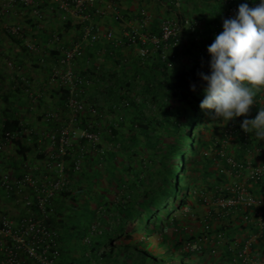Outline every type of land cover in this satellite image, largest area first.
Listing matches in <instances>:
<instances>
[{
  "label": "trees",
  "instance_id": "trees-1",
  "mask_svg": "<svg viewBox=\"0 0 264 264\" xmlns=\"http://www.w3.org/2000/svg\"><path fill=\"white\" fill-rule=\"evenodd\" d=\"M154 1L155 8L149 10L143 4L144 0H140L132 14L123 13L120 6L124 19L115 21L125 24L129 21L130 26H137L140 11L146 9L152 15V21L145 31L157 33L162 17L172 14L174 6L168 0ZM214 1L219 19L211 26L209 38L204 39L197 49L183 52L192 59V63L180 64L177 58L174 68L168 71L154 57L145 63L138 59L135 65L126 66L127 58L121 52H135L138 44L130 43L122 35L128 25L120 35L114 34L119 44L106 42L110 44L107 45L110 51L107 55L117 64V72L106 71L104 63L98 61L92 49L102 41L88 46L85 60H78L77 66L86 67L85 61L89 59L88 68L80 72L94 79L90 93L97 95L93 101L103 116L98 120L100 124L94 122L90 127L96 129L99 126V147L104 152L100 155L95 151L78 174L69 170L72 183L53 199L54 211L47 223L57 231L62 262L90 264L95 261L97 264L93 255L109 257L118 253L123 256L124 264H203L197 258V248L188 246L209 238L211 232H215L216 238L223 234L222 231L227 233L230 226L221 223L220 217L234 210L247 225L253 215L256 217L258 230H253L250 236L264 242V224L263 228L259 226L256 208L238 204L222 210L215 205L218 198L231 196L232 185L241 180L235 177V170L221 156L222 153L242 164L249 162L264 170V164L255 159L264 153V140L257 141L254 133L241 128L244 119H253L260 109H264V90L256 93V103L246 116L236 117L228 123L222 119L213 120V110L199 107L205 87L199 74H209L207 48L223 30L226 10L223 2ZM235 1L237 5L248 3L250 7L259 2ZM160 7L164 8L163 12H160ZM89 12L94 21L98 15L91 9ZM59 15L58 11H53L50 16L48 14L50 20L46 22L50 23ZM86 23L73 27L71 20L62 22L64 32L59 35L65 41L64 35L75 30L74 39H78L82 35L79 30ZM44 28L39 33L34 29V35L42 41L49 37ZM3 34L4 39H10L4 30ZM18 46L24 59H16L23 67V60L30 61L31 54ZM32 66L40 67L38 64ZM16 79L19 83L17 76ZM17 84L15 80L10 84L8 94L24 93L20 84L17 89H12ZM193 85L195 91L191 90ZM126 97H129L130 104L124 108L119 103ZM30 98L28 96L31 105L39 101L34 103ZM0 119L1 135L23 125L27 127L21 116L7 113ZM84 120L91 121L89 116H84ZM32 143L21 138L13 140L20 155H25L30 149L38 152V144ZM36 156L43 159L46 151ZM244 184L253 197L264 198V172L261 180L247 179ZM85 204L88 205V222L77 229L74 218L78 209H85ZM201 212L204 215L208 213V219L200 223L197 235L193 227L201 219ZM261 219L264 222V210ZM77 251L82 253L78 258L73 256Z\"/></svg>",
  "mask_w": 264,
  "mask_h": 264
},
{
  "label": "built area",
  "instance_id": "built-area-1",
  "mask_svg": "<svg viewBox=\"0 0 264 264\" xmlns=\"http://www.w3.org/2000/svg\"><path fill=\"white\" fill-rule=\"evenodd\" d=\"M122 1L0 0V27L16 41L17 45L22 46L25 52L31 54L30 66L38 64L48 72L45 83L36 89V83L27 77L19 62L15 58H6L7 66L20 80L19 83L17 79L15 80V84H18L13 85L12 89H17L20 84L22 91L31 97L34 103L41 98L44 89H55L60 100L58 105L43 112L42 119L50 125L49 129L36 133L23 125L16 130L0 134V152L13 145V140L18 138L28 142H33L35 138L38 144L37 153L46 151V157L39 159L40 163L29 167L28 160H24L21 169L23 173L20 175L12 169L0 172V190L7 200L11 199L15 204H19L24 211L17 219V215L1 210L0 206V264L60 262L58 234L47 223V219L54 211L53 199L61 191L68 189L72 183L69 170L73 174H78L95 151L100 155L104 152L99 147L101 142L99 126L96 129L90 127L94 122L100 124L98 120L103 116L97 103L93 98H89L94 79L80 72L77 62L84 59L86 49L90 45L100 41L120 43L113 31L99 29L89 11L93 10V14L98 16L110 12L114 19H124L120 12ZM168 1L173 4L174 10L172 14L162 17L157 33L145 31L152 21V15L148 10L142 9L137 26H130L128 21L129 27L124 29L122 35L130 43H138L136 55L140 62L145 63L155 57L165 70L171 71L178 54L182 52L184 32L193 35L195 42L200 40L198 30L201 28V20L190 19L183 14V0ZM220 1L226 7L224 19L232 18L238 9L236 1ZM53 11L61 14L59 17L61 22L71 20L73 27L88 22L79 30L82 32L81 37L74 39L73 35L67 43L58 32H53L44 41L38 39L34 35L35 31L38 30L39 33L44 28ZM72 33H75V30ZM202 50L204 51V48ZM88 61L89 59L85 61V68H88ZM119 104L127 108L130 104L129 97L122 99ZM84 116H89L91 121H85ZM221 156L226 159L231 169L235 170V177L241 180L232 185L231 196L218 198L215 205L222 210L238 204L253 206L257 210L259 226L263 228L264 222L261 218L264 198L253 197L244 184L247 179L261 180L263 167L253 166L249 162L242 164L225 153ZM217 238L220 240L223 234H218ZM251 242L252 240H248L239 251L238 255L244 263L249 260L247 256ZM188 247L194 249L197 246L193 243ZM90 264L96 262L92 261ZM257 264H264V260Z\"/></svg>",
  "mask_w": 264,
  "mask_h": 264
},
{
  "label": "crops",
  "instance_id": "crops-1",
  "mask_svg": "<svg viewBox=\"0 0 264 264\" xmlns=\"http://www.w3.org/2000/svg\"><path fill=\"white\" fill-rule=\"evenodd\" d=\"M139 2L140 0H123L120 3L121 11L125 14H132L136 12L135 10L137 9ZM144 2L145 3H142L146 5L150 10L153 7L155 1L144 0ZM215 5L216 2L214 0H183V14L187 17H190V19H200L201 28L200 30H198L200 40L197 42L194 41L193 35L189 34L187 31L184 32V35L182 36L183 49L182 52L178 54V63H188V56L184 58L186 53H188L190 49L192 51V48L197 49L203 43L204 39L209 38V30L214 24V20H212V18L215 14H217V8L214 7ZM154 8L155 7H153L152 9ZM163 9L164 8L160 7V12H163ZM59 17L60 15L57 17H53V20L50 21V23L46 22V26L44 29L47 31V36L53 32H64V27ZM94 21L100 30L113 31V33L117 36L120 35L123 31L122 29L128 25L124 22L120 23L118 21H115L110 12L101 16H96L94 18ZM4 34L2 28L0 27V118H4L7 113L11 115L14 114L23 117L24 123H26L27 127L31 128L36 133L49 129L50 125L43 121L42 115L45 110L51 109L60 103V100L57 97V91L55 89H44L41 98L35 103V105H31L29 103L28 96L24 93L15 92L14 94H8L9 87L11 86L10 84L14 80H16V76L14 72L7 66L6 58L15 57L16 59L17 57L19 59H24V54H22L21 49L17 45L16 41L11 37H9L10 39L8 40L4 39ZM73 35H75V33L72 32L64 35L66 37L65 39L67 43L70 42V37H72ZM106 42L108 41H102V43L97 44L96 47L92 49L95 50V55L98 58V61L104 63L106 71L109 70L113 72V70L116 71L118 68L116 66L117 64L114 63V59L107 55V53H109L110 51H108L107 49V45L109 43ZM184 51L186 53H183ZM121 53H123L125 58H127L125 60L126 66L135 65L138 62L136 50L135 52L125 50ZM25 61L26 60H23L24 65L22 69L25 71L27 77H29L33 83H36L35 88H40L42 84L47 80V69L43 67L30 66L29 61L28 63ZM84 68V66H78L79 71H83ZM127 74L129 75V73ZM7 96L10 97L8 98ZM96 97L97 95L93 92L89 93V98ZM6 108L9 109L6 110ZM9 110L10 113L8 112ZM33 140L36 141L35 138ZM26 142L30 144L32 143L28 141ZM17 150H19V148ZM17 150L14 145H11L0 152V172L8 168L12 169L17 175L22 174L23 172L21 171V169L22 162L24 161L23 159H27L29 162L40 163L37 157L36 159L32 158V156H36L37 154V152L33 151V149H30L27 153H25V155H20ZM255 159L257 162L264 164V153L260 156H255ZM0 206L2 208L1 210L4 209L11 215H17V219L22 215L21 213L24 212L23 210H21V206L19 204H15L11 199L7 200L1 190ZM203 210L205 209L203 208ZM200 214L202 215L201 219L195 222V225L193 227L197 235L200 233V223H203V221L208 217V213L204 215V212H201ZM239 217L240 214L236 210L223 214L220 217V222H224V225L230 226L227 230V233L225 231H222L223 236H225L218 240V238H216L213 234L215 232H211L212 236H210L209 238L207 237V239H204L203 241L200 240L198 241V243H196V248L198 251L197 258L200 259L203 264H257V262L264 260V242L252 239V236H250L251 234H253V230H258L256 217L253 215V217L250 218V222H248V225L245 222L246 226L245 223L242 222L241 219H239ZM242 224L244 226H242ZM248 240H252L247 256L249 260L244 263L243 259H241L238 254L242 246ZM100 251L103 252V250ZM81 255V251L73 253V256L77 258ZM109 257L105 254H98L96 256L93 255V258L97 261V264H124L123 256L118 253L112 254ZM62 261L63 259L61 258L59 264H70L68 261Z\"/></svg>",
  "mask_w": 264,
  "mask_h": 264
},
{
  "label": "clouds",
  "instance_id": "clouds-1",
  "mask_svg": "<svg viewBox=\"0 0 264 264\" xmlns=\"http://www.w3.org/2000/svg\"><path fill=\"white\" fill-rule=\"evenodd\" d=\"M222 29L207 48L209 74H199L205 82L199 107L213 110V120L228 123L246 116L256 93L264 90V0L254 7L240 4L232 18L223 20ZM241 128L264 140V109L244 119Z\"/></svg>",
  "mask_w": 264,
  "mask_h": 264
},
{
  "label": "rangeland",
  "instance_id": "rangeland-1",
  "mask_svg": "<svg viewBox=\"0 0 264 264\" xmlns=\"http://www.w3.org/2000/svg\"><path fill=\"white\" fill-rule=\"evenodd\" d=\"M243 0H240V2H242ZM237 6H239V4L237 5ZM219 19V17H218V15L217 14H215L214 16H213V18H212V20H214V22H216L217 20ZM188 55L186 54L185 56H184V58L185 57H187ZM188 60H189V62L188 63H192V59L191 58H187ZM190 60H191V62H190ZM36 157L37 156H32V158L33 159H36ZM37 162H29L28 161V165H29V167L31 166V165H34V164H36ZM22 165H23V163H22ZM8 169V168H7ZM79 196V195H78ZM87 197V196H86ZM80 199V198H79ZM88 209V205L87 204H85V209L83 210L82 208L81 209H78V211L76 212V217L74 218L75 220H74V225H75V227L77 228V229H81L82 228V226L83 225H85V224H87V222H88V220H86L87 218H88V216L86 215V210ZM81 211V212H80Z\"/></svg>",
  "mask_w": 264,
  "mask_h": 264
}]
</instances>
